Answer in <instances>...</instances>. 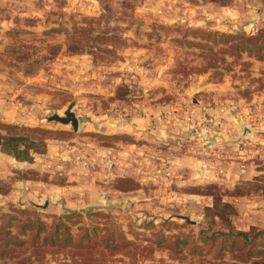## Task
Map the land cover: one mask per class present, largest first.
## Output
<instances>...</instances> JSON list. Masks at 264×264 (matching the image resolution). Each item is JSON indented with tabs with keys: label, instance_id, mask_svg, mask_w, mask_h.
Returning a JSON list of instances; mask_svg holds the SVG:
<instances>
[{
	"label": "rangeland",
	"instance_id": "374dc122",
	"mask_svg": "<svg viewBox=\"0 0 264 264\" xmlns=\"http://www.w3.org/2000/svg\"><path fill=\"white\" fill-rule=\"evenodd\" d=\"M214 32L264 39V0H0V211L75 209L96 264H223L205 235L264 229V55Z\"/></svg>",
	"mask_w": 264,
	"mask_h": 264
},
{
	"label": "trees",
	"instance_id": "16d2710c",
	"mask_svg": "<svg viewBox=\"0 0 264 264\" xmlns=\"http://www.w3.org/2000/svg\"><path fill=\"white\" fill-rule=\"evenodd\" d=\"M74 32L77 33V27ZM214 34L221 35L226 43L231 41L229 48L235 55L240 52L256 58L264 55V39L259 34ZM71 40L82 45L75 37H71ZM82 48L80 47L81 50ZM19 138L12 135L8 137L0 131L2 149L17 158L21 156L13 141ZM23 157L27 158L26 155ZM207 208L214 209V206ZM76 216L78 214L66 213L55 216L47 223L36 212L27 208L11 207L8 212L0 211V264H31L34 260L42 262L48 253L63 254L67 264H96L93 252L100 250V245H103L102 248L108 247L110 251L114 250L117 246L115 239L111 234L99 237L93 228L87 227H79L78 232L73 233L64 219ZM203 241L208 245V250L214 252V257L223 264H264L263 228L251 226L246 231L213 230L203 237ZM193 246L194 249H201L195 243Z\"/></svg>",
	"mask_w": 264,
	"mask_h": 264
},
{
	"label": "water",
	"instance_id": "95a60500",
	"mask_svg": "<svg viewBox=\"0 0 264 264\" xmlns=\"http://www.w3.org/2000/svg\"><path fill=\"white\" fill-rule=\"evenodd\" d=\"M52 119H56V120H58L60 122H64V123L71 122L74 127L76 125V118L73 116L72 112H70L68 110L65 112V116L54 115L52 117ZM66 210L71 212V213H74L76 211L75 209H67V208H66Z\"/></svg>",
	"mask_w": 264,
	"mask_h": 264
},
{
	"label": "crops",
	"instance_id": "0c3cea01",
	"mask_svg": "<svg viewBox=\"0 0 264 264\" xmlns=\"http://www.w3.org/2000/svg\"><path fill=\"white\" fill-rule=\"evenodd\" d=\"M129 150H130V147L129 146H127V148L124 147V151H123L124 158L127 156L126 154H129ZM188 162H189L190 166L192 164V167H194V165L196 164L195 159H189Z\"/></svg>",
	"mask_w": 264,
	"mask_h": 264
}]
</instances>
